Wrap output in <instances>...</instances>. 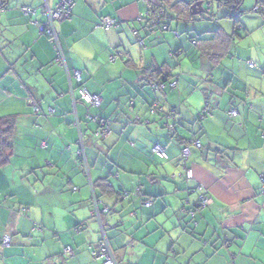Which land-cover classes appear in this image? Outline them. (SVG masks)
Returning a JSON list of instances; mask_svg holds the SVG:
<instances>
[{
    "label": "clouds",
    "instance_id": "9594fccd",
    "mask_svg": "<svg viewBox=\"0 0 264 264\" xmlns=\"http://www.w3.org/2000/svg\"><path fill=\"white\" fill-rule=\"evenodd\" d=\"M0 264H264V0H0Z\"/></svg>",
    "mask_w": 264,
    "mask_h": 264
}]
</instances>
